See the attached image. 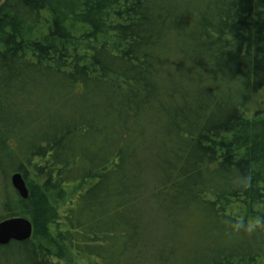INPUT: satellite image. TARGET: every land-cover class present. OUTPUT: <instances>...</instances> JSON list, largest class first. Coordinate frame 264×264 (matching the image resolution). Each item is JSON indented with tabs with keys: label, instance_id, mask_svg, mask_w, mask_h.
Instances as JSON below:
<instances>
[{
	"label": "trees",
	"instance_id": "1",
	"mask_svg": "<svg viewBox=\"0 0 264 264\" xmlns=\"http://www.w3.org/2000/svg\"><path fill=\"white\" fill-rule=\"evenodd\" d=\"M263 86L264 0H0V264H264Z\"/></svg>",
	"mask_w": 264,
	"mask_h": 264
},
{
	"label": "water",
	"instance_id": "2",
	"mask_svg": "<svg viewBox=\"0 0 264 264\" xmlns=\"http://www.w3.org/2000/svg\"><path fill=\"white\" fill-rule=\"evenodd\" d=\"M10 182L20 197H27L28 190L19 172H15L10 176ZM31 233V222L25 217H10L0 221V245L6 244L11 240H26L30 238Z\"/></svg>",
	"mask_w": 264,
	"mask_h": 264
},
{
	"label": "rangeland",
	"instance_id": "3",
	"mask_svg": "<svg viewBox=\"0 0 264 264\" xmlns=\"http://www.w3.org/2000/svg\"><path fill=\"white\" fill-rule=\"evenodd\" d=\"M250 111L253 110L254 108H262L264 107V86L261 87L254 95L251 103H250ZM7 185L6 183H4V180L3 178L0 176V195H1V192H2V189L3 187H10V183H9V180L7 181ZM86 186L85 185H77V184H71V185H68L66 187V192H67V196L71 195L70 193H74L76 191H78L79 189H82ZM11 188V187H10ZM0 214H1V206H0ZM33 230V229H32Z\"/></svg>",
	"mask_w": 264,
	"mask_h": 264
}]
</instances>
